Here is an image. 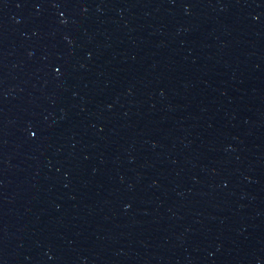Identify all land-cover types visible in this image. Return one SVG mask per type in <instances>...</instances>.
<instances>
[{
  "label": "water",
  "instance_id": "95a60500",
  "mask_svg": "<svg viewBox=\"0 0 264 264\" xmlns=\"http://www.w3.org/2000/svg\"><path fill=\"white\" fill-rule=\"evenodd\" d=\"M0 264H264V0H0Z\"/></svg>",
  "mask_w": 264,
  "mask_h": 264
}]
</instances>
